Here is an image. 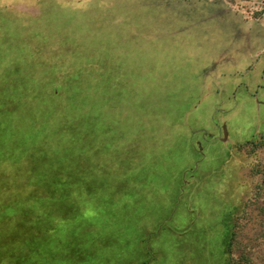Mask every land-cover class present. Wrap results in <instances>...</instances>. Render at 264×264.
<instances>
[{"label": "rangeland", "instance_id": "rangeland-1", "mask_svg": "<svg viewBox=\"0 0 264 264\" xmlns=\"http://www.w3.org/2000/svg\"><path fill=\"white\" fill-rule=\"evenodd\" d=\"M133 1L132 8L147 3ZM227 1L148 0L151 4L146 6L155 10H149L146 26L153 32L156 51L152 48L148 56L131 54L124 64L126 78L109 90V74L100 84L98 47L85 48L95 53L87 59L90 65L67 68L57 58H45L51 57V50L42 53L26 44L27 51H35L37 65L19 68L15 74L11 68L4 72L0 213L15 202L36 206V211L41 206H70L78 215L67 216L70 222L62 227L60 242L50 246L56 252L49 260L39 253L36 264H264V140L235 152L258 132L264 133V93L245 99L249 63L245 48L261 45V40L247 39L253 32L257 35L258 24L245 15L264 21V0ZM53 3L0 0V11L37 15L53 8ZM125 3L55 0L54 4L66 14L89 13L92 17L87 19L102 21L107 35L109 25L113 27L119 18L95 17L96 11L120 9ZM166 6L176 16H194L183 17L187 23L173 34L159 33L168 18ZM74 32L60 47L70 54L78 50ZM53 35L56 41L62 38V32ZM263 61L264 55L256 56L247 65L252 84L261 89ZM26 62L21 65L29 66ZM53 87L59 89L56 100L49 97L55 95L50 94ZM214 105L218 110L214 124L224 119L221 135L226 145L201 133L210 130ZM4 110L12 113L6 115ZM18 130L35 135L38 131L37 135L50 137V144L60 141V151L67 149L68 156H82V162L81 158L68 165L78 170L77 182L38 178L41 170L31 155L42 157L47 136L27 141ZM19 139L28 147L19 145ZM38 144L40 149L30 148Z\"/></svg>", "mask_w": 264, "mask_h": 264}, {"label": "trees", "instance_id": "trees-1", "mask_svg": "<svg viewBox=\"0 0 264 264\" xmlns=\"http://www.w3.org/2000/svg\"><path fill=\"white\" fill-rule=\"evenodd\" d=\"M39 1L41 2L43 0ZM50 1L55 3V0ZM125 2L126 5H123L120 9L119 7L117 9V6H113L111 10H108L109 12L107 10L96 11L97 16L95 17L119 18L118 21H115L116 23L113 27L109 25L111 29L106 30L107 35L104 34V25L102 21L99 22L87 19V17H92L89 13L85 16L66 14L65 12L59 11L54 3L52 6L53 8L46 7L43 13L40 11L37 15H10L9 13L0 11V32L2 31L0 34V80L6 79L4 72L7 69H14L11 72L15 74L19 68H31V65H37L35 51H27L25 49V47H27L26 44L32 45V49L34 50H38L39 48L42 53H45L46 48L51 50L53 53L51 57L45 58L49 60L57 58L56 60L59 62L67 64V68L76 67V65H90L87 63V59L95 57V53H90V51H88L89 49L85 48L98 47L102 49L101 54L97 52L96 59H101V65L97 67L101 70L100 84L102 85L104 78H108L105 77V74H109L110 79L108 83H110V86L108 90L115 85L118 87L121 85L119 79L126 78L124 64L129 61L130 55L136 52L148 56V52L152 50L153 47H156L154 36L152 35L153 32L149 33L150 31L147 30L148 27L146 26L147 18L149 17L148 12L149 10L154 11L155 7L152 6L150 8L146 6L147 4L144 5L138 2V4L136 3L137 8H132L131 5L134 3L133 0H125ZM227 3L233 2L227 1ZM47 6L49 5L47 4ZM44 19H49L51 23H46L47 25H45V23H43ZM12 30L14 33L10 32ZM73 31H75L76 39L78 38V41H76V48L78 50L70 54L69 51H66L64 48L60 49V47H65L67 40L65 37H68V34ZM60 32H62V38L60 37L59 40L56 41V39L53 38V34H59ZM161 32L162 31L159 33ZM51 33L53 34L51 35ZM44 38L50 39L46 41ZM15 49H20V54H14L12 50ZM103 50L108 51L106 52ZM153 50L156 51L154 48ZM23 51H27L24 56L22 55V53H24ZM25 61H29L26 62L29 66L21 65V63ZM105 62H109L107 66L103 64ZM113 66L121 69H114ZM109 71H111V73H109ZM77 87H80L78 83ZM50 89H52V87ZM53 89V93L50 92V94L55 95L54 97L49 95V97L56 100L58 98L57 92H59V89L55 87H53ZM1 112L6 115L12 113L6 112V110ZM7 126L8 125H5V127ZM73 132V135H75L76 132ZM17 133L21 137L27 138V141H30V138L36 137V135L39 134L38 131H34L36 135L33 134V132L31 134L27 132V130H18ZM15 140L12 142L17 145V141L14 142ZM27 141L23 139H21V141L20 139L18 140L19 145L24 147H28L25 145ZM49 141L50 137L47 136L42 143L44 144L42 157L36 156L35 152L31 155L34 166L36 165L38 167L37 169L41 170L40 174H36V176L40 179L48 178L49 181L53 180V183H57L54 181H60L59 177H64L66 182H69L71 179H79L78 170H71L68 165L73 162L76 163L82 156L81 158H72V155L68 156L67 149L60 151V141L56 142L55 145L50 144ZM40 146L41 145L38 144L30 148L36 151V149H40ZM81 152L82 149L80 150V153ZM82 161L83 158L81 162ZM76 182L77 180H74V183ZM73 210L75 209L70 206L63 208L57 206H41V209L39 208V210L36 211V206L27 207L24 204L19 206L14 202L10 207L5 209L4 212L0 213V264H11V262L15 264H36L35 261L40 257L38 256L39 253L44 256L46 255L48 259L53 255V252H56L51 250L50 246L55 241L60 242L63 234L62 227L70 222L67 216L71 215L70 219L77 218L78 215ZM9 213L16 214V216L14 215V217L9 218L8 216L5 217V215ZM22 216H24V218ZM16 218H23V220L21 219L15 222L14 220ZM64 244L65 243H62V245ZM56 259L57 258L54 260ZM6 260L7 263H4Z\"/></svg>", "mask_w": 264, "mask_h": 264}, {"label": "crops", "instance_id": "crops-1", "mask_svg": "<svg viewBox=\"0 0 264 264\" xmlns=\"http://www.w3.org/2000/svg\"><path fill=\"white\" fill-rule=\"evenodd\" d=\"M147 1V5L151 4L150 2ZM166 10H167V19L166 22L164 21L163 25H162V29L161 31L168 33V34H173L175 31H177L178 29H181L186 23L187 21L185 20V18L183 17H193L188 15H181L183 17H179L176 16L175 14H177L176 11L172 12L170 10H173L172 8H168V6H166ZM169 10V12H168ZM245 17L248 18V20H251L252 23H256L258 24V32L257 35H255V32H253L252 37H247V39L255 41L257 39V41L259 42L261 40V45L259 46V48L252 50L250 47L245 48V61H248L249 63H253L254 60H256V56L257 59L260 58V56L264 55V21L263 20H256V19H252L249 18L247 15H245ZM255 53V55H254ZM245 64V75H247V77L245 78V99H253V93H255L256 97L259 96V93L262 91L264 93V88H260V86L258 85H254L252 84V77H250L249 73V69L247 68V65L249 64ZM259 72H262L264 75V61L262 62V68H260ZM258 72V73H259ZM254 77V76H253ZM240 87H238L239 89ZM260 107V102H258V108ZM260 110V109H259ZM218 111L217 110V105L213 106L212 112H210L209 115V119L208 122L210 123V130L208 129H204V131L202 130L201 133L206 137L207 140L209 141H218L220 143H222L223 145H226V139L222 138L221 135V126L223 125V120L218 123V124H214V119H215V112ZM222 119V118H221ZM264 140V133H260L258 132L256 137H254L250 142H247L239 147H236L235 151H237V148L243 147L244 145H249L252 142H255L256 140ZM234 158V151H233V155L231 156V159Z\"/></svg>", "mask_w": 264, "mask_h": 264}]
</instances>
